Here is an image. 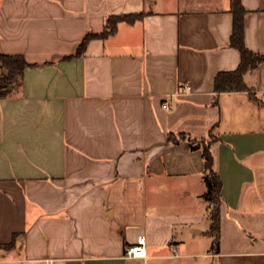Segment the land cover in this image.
Listing matches in <instances>:
<instances>
[{"label": "crops", "instance_id": "obj_1", "mask_svg": "<svg viewBox=\"0 0 264 264\" xmlns=\"http://www.w3.org/2000/svg\"><path fill=\"white\" fill-rule=\"evenodd\" d=\"M245 41L264 52V0H242ZM230 0H0V53L22 54L21 86L0 97V264H264V60L247 90L234 70ZM142 13L100 33L111 14ZM222 180L219 251L204 200L208 137ZM146 236L147 255L127 257ZM208 245V246H209Z\"/></svg>", "mask_w": 264, "mask_h": 264}, {"label": "trees", "instance_id": "obj_2", "mask_svg": "<svg viewBox=\"0 0 264 264\" xmlns=\"http://www.w3.org/2000/svg\"><path fill=\"white\" fill-rule=\"evenodd\" d=\"M230 11L233 14V30L230 37V45L240 50L241 61L234 70L220 71L214 78V87L217 93L232 90H247L248 85L244 80L245 73L258 67L264 60V52L254 51L249 48L245 41V17L248 12L242 0H230ZM142 17V13L111 14L105 18L104 29L100 33H87L81 41L77 54L84 52L90 39L94 37L105 38L114 34L121 21L132 23ZM29 62L22 54L0 53V97H7L14 92V89L21 86L25 67ZM168 140L179 142L187 140L192 150L200 149L204 160L203 177L205 191L203 197L207 201L208 216L210 219V233L212 235L211 249L219 251L220 244V208L222 197V180L214 168V157L211 145L219 140L217 124L210 129L208 137L196 138L187 132L168 133ZM16 235L8 243H0L2 248H10L15 244Z\"/></svg>", "mask_w": 264, "mask_h": 264}, {"label": "rangeland", "instance_id": "obj_3", "mask_svg": "<svg viewBox=\"0 0 264 264\" xmlns=\"http://www.w3.org/2000/svg\"><path fill=\"white\" fill-rule=\"evenodd\" d=\"M209 241H210L209 237L207 236L201 237V241L196 245L195 253L197 254L192 257L193 264H215V262H212V259L209 256H207L210 247Z\"/></svg>", "mask_w": 264, "mask_h": 264}, {"label": "built area", "instance_id": "obj_4", "mask_svg": "<svg viewBox=\"0 0 264 264\" xmlns=\"http://www.w3.org/2000/svg\"><path fill=\"white\" fill-rule=\"evenodd\" d=\"M146 245V236L141 234L139 235L137 242L128 244L125 247L124 253L127 257H145L147 255Z\"/></svg>", "mask_w": 264, "mask_h": 264}]
</instances>
